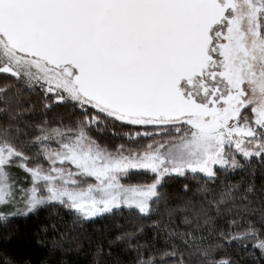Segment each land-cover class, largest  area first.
<instances>
[{
  "label": "snow or ice",
  "instance_id": "6c2138e0",
  "mask_svg": "<svg viewBox=\"0 0 264 264\" xmlns=\"http://www.w3.org/2000/svg\"><path fill=\"white\" fill-rule=\"evenodd\" d=\"M0 74V222L62 206L79 251L86 223L123 208L150 216L178 198L167 220L152 221L166 233L159 264H233L217 258L222 242L257 237L252 221L231 235L216 222L231 214L229 231L245 214L264 222V0H0ZM37 105L44 119L21 127ZM59 107L69 119H48ZM108 129L124 142L110 148L92 135ZM133 170L150 182L125 183ZM237 170L247 178L217 187ZM201 174L204 183L179 190L191 195L164 191ZM58 223L40 232L57 233ZM68 239L59 232L49 253L73 251ZM108 243L107 252L97 243V257L111 256ZM257 246L264 253V240Z\"/></svg>",
  "mask_w": 264,
  "mask_h": 264
},
{
  "label": "trees",
  "instance_id": "16d2710c",
  "mask_svg": "<svg viewBox=\"0 0 264 264\" xmlns=\"http://www.w3.org/2000/svg\"><path fill=\"white\" fill-rule=\"evenodd\" d=\"M6 81V77L0 74V85H3ZM29 94L25 93L22 98L23 108H28L27 103ZM32 100L35 101L36 97L33 95ZM2 107V105H0ZM40 109L37 105V112L34 115L25 113L21 119L20 126L23 127L25 122H32L44 119V116L39 114ZM63 115L65 120L69 119V116L63 107L55 108L47 113V117L50 120L55 121L59 116ZM5 121L0 119V127L5 125ZM117 132L127 131V129H121L119 126L116 128ZM112 129L106 130L104 134H99L96 130L92 131V135L97 137L101 143H107L110 148H115L117 144L123 143L124 139L113 136ZM34 131L29 132L27 137H21V139H30L35 135ZM139 143L146 144L147 140L140 141ZM138 146V145H137ZM34 152V149L29 150ZM253 165L257 168V174L255 178V184L257 189L260 188L261 169L258 160H253ZM247 173H241L238 170L227 177V181L223 178L221 181H217V187L222 182L236 183L243 178H247ZM151 176L144 174L141 170L132 171V175L127 179L132 183H144L150 182ZM204 183L203 176L193 178L189 176L188 179H180L177 181H170L165 185L164 191L170 197L186 196L191 193H182L180 188L186 183H190L195 189L198 187V183ZM251 182V180H247ZM211 183V182H209ZM178 198L169 199L166 205L163 200L159 203V206L153 205L154 211L150 216L138 215L136 211L123 208L122 211H117L115 215H106L105 218H97L94 223H86L84 232L86 235L79 236V251L75 250V244L72 237L78 235L77 231H69L72 227L73 217L68 213L67 209L62 206L55 205L45 207L36 215H31L27 218L23 216H17L11 218L8 222H0V264H5L6 261L10 264H62L63 260H67L68 264H137L141 259L148 260L149 257H154L158 264L161 259L160 250L165 247V235L166 233L160 232L153 227L152 221L154 220H167L168 209L175 207L179 203ZM198 206V205H197ZM259 207L258 203L256 205ZM183 213H177L174 216L172 223L179 225L181 228L184 226L181 223V217ZM51 217V219H48ZM232 219L231 214L217 221L219 226H222L226 233L231 235L232 233L244 231L248 222L255 223L258 229L257 238L264 240V222H261L259 213L245 214L243 218H237V226L229 231L227 227V220ZM58 223V232L53 233L49 231L45 236L40 232L41 225L44 223L51 224L53 222ZM141 228V232H137V229ZM59 232H67L69 239L65 242V247L71 246L73 251L66 254L56 252L55 254L49 253V247L54 236H58ZM133 233L134 238L130 241H115V237L121 233ZM103 240L105 252L109 250V241H113L111 244V256L96 255V245L100 240ZM39 240L47 241L46 244L38 243ZM139 245V247H137ZM228 257L233 261V264H264V253L261 252L256 246L249 244H240L236 241H223L222 247L218 250L217 258ZM165 264H171L170 261H165Z\"/></svg>",
  "mask_w": 264,
  "mask_h": 264
},
{
  "label": "rangeland",
  "instance_id": "374dc122",
  "mask_svg": "<svg viewBox=\"0 0 264 264\" xmlns=\"http://www.w3.org/2000/svg\"><path fill=\"white\" fill-rule=\"evenodd\" d=\"M148 130H151V129H148ZM55 147V145H53ZM14 171L17 173L18 176L20 177H23L24 176V173L22 170H19V169H14ZM133 171H138V170H133ZM142 171V170H141ZM202 175V174H201ZM125 183H132V182H129L128 180H125L124 181ZM127 209V208H125ZM257 240H259L257 237H253V238H250L249 240L247 241H244V240H235L236 242L240 243V244H249L251 246H256L257 248H259L257 246ZM260 249V248H259Z\"/></svg>",
  "mask_w": 264,
  "mask_h": 264
}]
</instances>
